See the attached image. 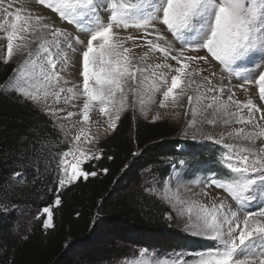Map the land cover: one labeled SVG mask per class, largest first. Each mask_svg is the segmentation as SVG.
<instances>
[{
	"label": "rangeland",
	"instance_id": "374dc122",
	"mask_svg": "<svg viewBox=\"0 0 264 264\" xmlns=\"http://www.w3.org/2000/svg\"><path fill=\"white\" fill-rule=\"evenodd\" d=\"M0 61L15 66L2 90L48 116L67 146L52 161L59 192L89 177L84 165L127 113L223 152V177L183 158L146 184L172 230L204 248L138 246L114 264H264V0H0ZM36 177L19 172L8 189ZM23 204L0 202L11 236L51 227V208Z\"/></svg>",
	"mask_w": 264,
	"mask_h": 264
},
{
	"label": "trees",
	"instance_id": "16d2710c",
	"mask_svg": "<svg viewBox=\"0 0 264 264\" xmlns=\"http://www.w3.org/2000/svg\"><path fill=\"white\" fill-rule=\"evenodd\" d=\"M14 72V65L0 61V202L51 208L52 224L46 227L41 219L19 240L11 236L12 217L0 212V264H114L138 246L169 255L204 248L203 241L172 230L168 207L146 184L151 178L164 183L183 158L195 162L191 172L225 176L217 146L183 141L175 127L127 113L100 145L102 157L84 165L89 177L59 192L52 161L59 162L55 148L62 147L60 155L67 146L48 116L17 93L2 90ZM30 171L38 177L25 191L8 189L15 174ZM102 225L109 232L103 234ZM77 248H83V255L73 258Z\"/></svg>",
	"mask_w": 264,
	"mask_h": 264
}]
</instances>
